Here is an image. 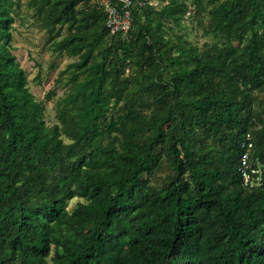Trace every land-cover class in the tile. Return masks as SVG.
<instances>
[{"label": "trees", "instance_id": "trees-1", "mask_svg": "<svg viewBox=\"0 0 264 264\" xmlns=\"http://www.w3.org/2000/svg\"><path fill=\"white\" fill-rule=\"evenodd\" d=\"M160 2L110 35L99 0H27L77 58L48 124L0 0V264H264V0H209L201 47Z\"/></svg>", "mask_w": 264, "mask_h": 264}, {"label": "rangeland", "instance_id": "rangeland-1", "mask_svg": "<svg viewBox=\"0 0 264 264\" xmlns=\"http://www.w3.org/2000/svg\"><path fill=\"white\" fill-rule=\"evenodd\" d=\"M189 4L188 11L180 19L179 23H169L171 29H166L165 33L176 39L182 36L189 42L201 47L210 37L204 34V26L207 22V9L210 6L209 0H201L204 11L197 18L194 13L192 0H186ZM19 4V16L13 23L14 53L17 56L22 67L27 71L29 88L34 96L39 100H44L46 94L55 90L50 100L45 101L44 117L48 124L54 123L55 110L54 102L58 96L63 95L64 86L57 82L59 72L66 66L75 61L76 57L68 56L66 53H56L51 49L49 33L41 30L36 25V16L28 7L27 0H17ZM154 10H160L164 3L156 0L153 5ZM65 29H62L60 36L65 35ZM263 96L264 92H257ZM76 198L68 200V208L72 207Z\"/></svg>", "mask_w": 264, "mask_h": 264}, {"label": "built area", "instance_id": "built-area-1", "mask_svg": "<svg viewBox=\"0 0 264 264\" xmlns=\"http://www.w3.org/2000/svg\"><path fill=\"white\" fill-rule=\"evenodd\" d=\"M155 1L156 0H99L106 14L105 26L109 34H126L132 27L133 8L153 5ZM241 147L244 148V151L241 155V167L239 171L243 175L244 182H248V169L251 166L248 158L253 147V138L249 132L245 134Z\"/></svg>", "mask_w": 264, "mask_h": 264}]
</instances>
